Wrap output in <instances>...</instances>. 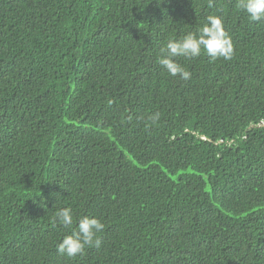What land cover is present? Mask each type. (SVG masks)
<instances>
[{
    "label": "trees",
    "instance_id": "1",
    "mask_svg": "<svg viewBox=\"0 0 264 264\" xmlns=\"http://www.w3.org/2000/svg\"><path fill=\"white\" fill-rule=\"evenodd\" d=\"M237 2L0 0V264H264V21ZM209 15L232 59L170 75ZM63 207L98 246L58 252Z\"/></svg>",
    "mask_w": 264,
    "mask_h": 264
},
{
    "label": "clouds",
    "instance_id": "2",
    "mask_svg": "<svg viewBox=\"0 0 264 264\" xmlns=\"http://www.w3.org/2000/svg\"><path fill=\"white\" fill-rule=\"evenodd\" d=\"M237 8L246 12L253 22L264 21V0H238ZM206 51L212 59L223 58L231 60L234 54V45L231 36L226 32L224 21L220 15H209L206 23L196 33H188L180 40H169L166 46L160 49L158 63L164 66L172 76H179L187 81L191 73L187 71L175 58H195ZM152 121L159 120V113L151 117ZM54 222H59L66 229L76 224L71 234L64 236L57 245L58 252L68 257L82 255L87 246L99 244L97 234L105 229V224L98 218L84 216L74 221L70 207L60 208L55 213Z\"/></svg>",
    "mask_w": 264,
    "mask_h": 264
}]
</instances>
